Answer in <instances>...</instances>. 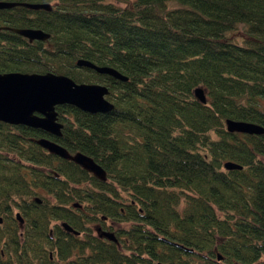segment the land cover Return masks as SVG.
Wrapping results in <instances>:
<instances>
[{"label": "trees", "instance_id": "trees-1", "mask_svg": "<svg viewBox=\"0 0 264 264\" xmlns=\"http://www.w3.org/2000/svg\"><path fill=\"white\" fill-rule=\"evenodd\" d=\"M6 1L48 2L0 8V25L49 35L29 41L0 28V72L50 70L102 83L113 106L58 104L61 133L49 136L95 160L104 180L37 144L45 131L0 120V264H51L38 255L39 238L50 219L73 217L64 203L79 197L131 221L118 232L120 247L94 244L92 263L264 264V130L224 124L229 117L264 127V0ZM238 25L240 42L226 35ZM78 57L126 79L78 66ZM226 160L241 167L225 168ZM87 179L92 186L80 188ZM14 210L28 222L24 235ZM70 246L59 239L58 252L68 256Z\"/></svg>", "mask_w": 264, "mask_h": 264}, {"label": "water", "instance_id": "water-1", "mask_svg": "<svg viewBox=\"0 0 264 264\" xmlns=\"http://www.w3.org/2000/svg\"><path fill=\"white\" fill-rule=\"evenodd\" d=\"M14 5L29 8H50L48 2L0 0V8ZM0 27L12 30L29 41L32 39L43 40L49 35L48 32L34 27L7 25ZM75 64L93 68L96 72L106 73L120 80L126 79V75L109 65L95 64L81 57L76 58ZM107 92V86L102 83L76 82L68 75L50 70L44 72L3 71L0 72V120L11 124H24L59 136L61 122L57 120L56 105L67 103L84 111H106L113 106L105 97ZM193 95L201 102L206 100L200 86L193 88ZM224 124L228 131L259 134L264 130V127L256 122L229 117L224 119ZM35 142L47 151L69 158L96 177L104 179L103 168L88 155L80 151L69 153L64 146L44 136L36 138ZM223 166L225 168L241 167L240 164L231 160L224 161ZM15 216L21 220L18 212L15 213Z\"/></svg>", "mask_w": 264, "mask_h": 264}, {"label": "flooded vegetation", "instance_id": "flooded-vegetation-1", "mask_svg": "<svg viewBox=\"0 0 264 264\" xmlns=\"http://www.w3.org/2000/svg\"><path fill=\"white\" fill-rule=\"evenodd\" d=\"M61 127H62V123H61ZM45 134L47 135H41V136L52 139L49 136H53V134L48 132H46ZM74 152L75 151L69 153H74ZM54 155L57 157H61L57 154ZM61 158L71 161L74 164H77L76 162H74L69 158H65V157H61ZM44 171L47 174L50 171V173L52 175H55L56 177L58 175L52 167L45 168ZM93 176L98 180L105 179V177L104 179H101L96 177L95 175ZM58 179H61L60 175H58ZM81 182L83 183V185L79 186L80 188H82L83 186H87V187L92 186L91 180L87 179ZM44 195L48 197L49 194L45 192ZM32 199L35 202L40 201L38 195H33ZM64 207L67 210H69L70 213L73 214V217L70 216L69 219L67 220L65 218L50 219L47 226V232H46L47 235L45 237L39 238V242L41 244V251L40 254L38 255H43V253H46V256L49 262H51V264H55V263L65 264L66 260L68 259L74 260L75 264H98L96 262L92 263L90 258V256L92 255V247L96 242L108 243L109 241H113L116 243L117 247L121 246L120 236L118 235V232H120L121 229L126 227L131 221L118 220L109 217L107 214L100 213L98 211L94 212L93 211L94 205L89 203L88 199H84L82 197L69 200L68 202L64 203ZM16 212H17L16 210L13 211L14 214L13 219L18 224V233L20 235H24L26 231L25 226L29 227L28 222L24 220L23 216L22 217L20 216L21 220H18V218L15 216ZM0 222H1V217H0ZM123 222H128V223L127 225H123ZM109 232L111 234H107ZM68 237L71 243L70 253L68 254V256L64 257L58 252L57 244L59 242V239L65 241L67 240ZM94 239L96 241H94ZM47 244L53 245L52 248L54 250V255L52 254L51 250H48L46 248ZM84 256H86L87 258L85 261H82Z\"/></svg>", "mask_w": 264, "mask_h": 264}, {"label": "rangeland", "instance_id": "rangeland-1", "mask_svg": "<svg viewBox=\"0 0 264 264\" xmlns=\"http://www.w3.org/2000/svg\"><path fill=\"white\" fill-rule=\"evenodd\" d=\"M53 1L54 0H49L50 3H52ZM110 1H113L114 3L119 4V5H123L125 3V0H110ZM226 35L228 38H231L232 40H234L236 42H240L245 37L244 26L238 25L236 28H234L233 30H230L228 33H226ZM119 196L124 198V193L119 191ZM127 223L128 222H123V225H127ZM46 248L48 250H51L52 254L54 255V250L52 248V245L47 244ZM36 259H37V256H35L33 260L36 261Z\"/></svg>", "mask_w": 264, "mask_h": 264}, {"label": "bare ground", "instance_id": "bare-ground-1", "mask_svg": "<svg viewBox=\"0 0 264 264\" xmlns=\"http://www.w3.org/2000/svg\"><path fill=\"white\" fill-rule=\"evenodd\" d=\"M58 118V117H57ZM81 167V166H80Z\"/></svg>", "mask_w": 264, "mask_h": 264}]
</instances>
